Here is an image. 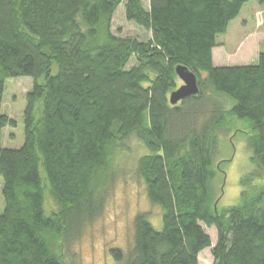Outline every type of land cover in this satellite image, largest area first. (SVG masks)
<instances>
[{"label":"trees","instance_id":"trees-1","mask_svg":"<svg viewBox=\"0 0 264 264\" xmlns=\"http://www.w3.org/2000/svg\"><path fill=\"white\" fill-rule=\"evenodd\" d=\"M123 2L0 0V264H79L65 252L102 212L131 139L161 229L137 214L128 250L110 249L114 264H198L208 248L213 264H264V186L221 211L214 186L226 163L216 162L220 138L244 134L236 119L248 122L252 168L241 185L264 181V53L245 66L212 62L216 38L248 0H149L148 10L125 0L145 42L111 33ZM178 66L198 93L173 106ZM24 77L33 86L23 144L3 148L2 131L15 127L1 112L5 81ZM203 227L215 229L213 247Z\"/></svg>","mask_w":264,"mask_h":264},{"label":"rangeland","instance_id":"rangeland-1","mask_svg":"<svg viewBox=\"0 0 264 264\" xmlns=\"http://www.w3.org/2000/svg\"><path fill=\"white\" fill-rule=\"evenodd\" d=\"M125 2V0H124ZM124 2L114 13L111 33L118 38H134L139 41L149 40V33L125 18ZM145 10L149 8V0H141ZM216 42L221 45L216 54L221 62L228 65L256 64L260 53H264V4L257 0H248L239 16L232 21L227 32L219 35ZM134 64L133 60L129 66ZM179 81V86L181 85ZM31 78L6 79L1 112L15 122V127H7L2 131V147L19 149L23 144V115L26 108V94L32 89ZM178 89V88H177ZM241 133H233L230 137H221L216 155V162L225 161L223 170L218 172L214 186L219 211L237 206L241 203V193L250 187L263 185L264 181L255 180L251 185L242 186L241 179L251 174L250 151L247 147V120L236 119ZM123 160L116 168L117 175L107 191L102 212L82 231L65 252L67 260L79 264H114L110 249L127 251L133 239V220L139 213H147L149 222L155 229H161L159 207L153 206L146 196L145 186L133 171V161L144 153L137 142L129 140L121 152ZM3 183L0 178V215L4 211L2 197ZM248 187V188H247ZM45 212L56 210L50 198H46ZM210 237L212 247L216 243L214 228L203 227ZM211 248L202 251L198 256V264H213ZM69 257V259H68Z\"/></svg>","mask_w":264,"mask_h":264},{"label":"water","instance_id":"water-1","mask_svg":"<svg viewBox=\"0 0 264 264\" xmlns=\"http://www.w3.org/2000/svg\"><path fill=\"white\" fill-rule=\"evenodd\" d=\"M175 73L182 84L169 96V103L173 106L188 97L197 95L198 93L196 77L191 72L184 67L178 66L175 68Z\"/></svg>","mask_w":264,"mask_h":264},{"label":"crops","instance_id":"crops-1","mask_svg":"<svg viewBox=\"0 0 264 264\" xmlns=\"http://www.w3.org/2000/svg\"><path fill=\"white\" fill-rule=\"evenodd\" d=\"M219 46H221V45L218 44V46L215 49H213V51H212V62H213V65L215 67H232V65L223 64V62H221V60H220L221 59L220 56L218 54H216V50L219 49L218 48ZM234 66H236V65H234ZM242 66H245V65H242Z\"/></svg>","mask_w":264,"mask_h":264}]
</instances>
